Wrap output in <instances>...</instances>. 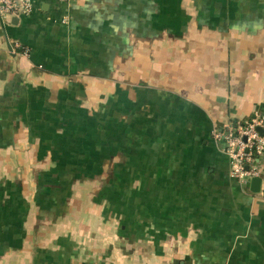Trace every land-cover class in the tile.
Segmentation results:
<instances>
[{
    "label": "crops",
    "instance_id": "1",
    "mask_svg": "<svg viewBox=\"0 0 264 264\" xmlns=\"http://www.w3.org/2000/svg\"><path fill=\"white\" fill-rule=\"evenodd\" d=\"M259 111L264 0L0 15V264H264V155L215 138Z\"/></svg>",
    "mask_w": 264,
    "mask_h": 264
},
{
    "label": "built area",
    "instance_id": "2",
    "mask_svg": "<svg viewBox=\"0 0 264 264\" xmlns=\"http://www.w3.org/2000/svg\"><path fill=\"white\" fill-rule=\"evenodd\" d=\"M33 10L34 0H0L2 17L29 14ZM215 138L225 142L231 177L241 184H249L252 177L261 175L258 160L264 155V112H255L245 122L228 123L223 130L215 132Z\"/></svg>",
    "mask_w": 264,
    "mask_h": 264
},
{
    "label": "water",
    "instance_id": "3",
    "mask_svg": "<svg viewBox=\"0 0 264 264\" xmlns=\"http://www.w3.org/2000/svg\"><path fill=\"white\" fill-rule=\"evenodd\" d=\"M259 130L262 132V129L259 128ZM262 183H263V177L262 176H255L252 177L251 181H250V189L252 192L254 193H258L261 191V187H262Z\"/></svg>",
    "mask_w": 264,
    "mask_h": 264
}]
</instances>
